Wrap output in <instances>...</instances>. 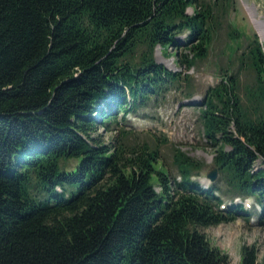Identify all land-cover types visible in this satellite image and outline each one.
Returning <instances> with one entry per match:
<instances>
[{
    "label": "trees",
    "instance_id": "obj_1",
    "mask_svg": "<svg viewBox=\"0 0 264 264\" xmlns=\"http://www.w3.org/2000/svg\"><path fill=\"white\" fill-rule=\"evenodd\" d=\"M217 6L0 0V264H230L202 228L251 215L246 198L264 216L257 34L238 55V70L228 67L200 104L219 174L209 188L192 178L201 163L182 152L177 181L157 167V150L98 134L118 124L117 112L145 108L180 82L157 62L158 46L183 47L176 60L188 69L208 56ZM243 72L251 76L244 86ZM240 264H260L255 244L242 246Z\"/></svg>",
    "mask_w": 264,
    "mask_h": 264
},
{
    "label": "rangeland",
    "instance_id": "obj_2",
    "mask_svg": "<svg viewBox=\"0 0 264 264\" xmlns=\"http://www.w3.org/2000/svg\"><path fill=\"white\" fill-rule=\"evenodd\" d=\"M204 1L215 2L219 5L217 11L221 10L214 25V36L208 56L198 60L193 68L188 69L176 60L177 52L179 56L186 53L183 47H171L162 51L158 46L155 52L157 62L180 73V82L172 85L157 98H152L145 108L128 115L117 112L118 124H112L109 131L99 127L98 134L107 142L118 135L119 142L131 147L157 150V167L168 171L171 179L177 181L181 180V173L176 155L182 152L201 163L199 169L192 170V178L202 187L209 188L212 182L208 173L215 168L213 159L216 152L215 148L206 143L200 120V104L207 90L221 81L228 67L235 72L238 70V55L255 34L264 47V36L259 33L253 18L255 14L256 18L264 21V0ZM188 13L194 14V8L190 7ZM187 37L188 33H184L178 36V40L184 43ZM241 79L244 86L251 81V76L243 72ZM74 164L75 162L71 161L68 166ZM228 199L224 197L223 203L227 204ZM245 202L247 206L252 205V208H248L251 215H241L235 221L202 228V231L212 245L229 255L230 264H240L242 246L245 244L257 246L259 262L264 264V216L261 218V207L254 198Z\"/></svg>",
    "mask_w": 264,
    "mask_h": 264
},
{
    "label": "bare ground",
    "instance_id": "obj_3",
    "mask_svg": "<svg viewBox=\"0 0 264 264\" xmlns=\"http://www.w3.org/2000/svg\"><path fill=\"white\" fill-rule=\"evenodd\" d=\"M253 18H254V22H255L257 28L259 29V33H261V35L264 36V21L256 18L255 14H253ZM208 180L209 179H207V183H208Z\"/></svg>",
    "mask_w": 264,
    "mask_h": 264
},
{
    "label": "water",
    "instance_id": "obj_4",
    "mask_svg": "<svg viewBox=\"0 0 264 264\" xmlns=\"http://www.w3.org/2000/svg\"><path fill=\"white\" fill-rule=\"evenodd\" d=\"M218 169L215 167L208 173V178L211 182H215L218 178Z\"/></svg>",
    "mask_w": 264,
    "mask_h": 264
}]
</instances>
